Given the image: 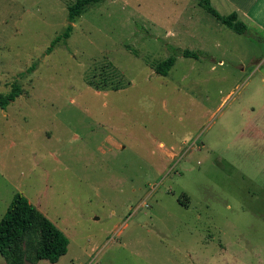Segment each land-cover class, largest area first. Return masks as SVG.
I'll return each instance as SVG.
<instances>
[{
    "label": "rangeland",
    "instance_id": "obj_1",
    "mask_svg": "<svg viewBox=\"0 0 264 264\" xmlns=\"http://www.w3.org/2000/svg\"><path fill=\"white\" fill-rule=\"evenodd\" d=\"M71 1L0 0V93L23 88L0 108V221L21 192L65 233L36 264H264V29L199 0L70 22Z\"/></svg>",
    "mask_w": 264,
    "mask_h": 264
},
{
    "label": "trees",
    "instance_id": "obj_2",
    "mask_svg": "<svg viewBox=\"0 0 264 264\" xmlns=\"http://www.w3.org/2000/svg\"><path fill=\"white\" fill-rule=\"evenodd\" d=\"M102 0H72L68 5V19L74 22L81 15L86 6ZM200 6L214 15L219 21L237 33H246L248 27L240 19L237 12L220 14L212 5L211 0H199ZM69 24L65 30L57 35L49 50L61 41H66L72 32ZM185 56L197 57V52L183 50ZM176 57L171 55L158 62L155 71L163 76L169 74L175 64ZM29 68V72L34 69ZM23 88L18 83L12 84L7 93H0V108L5 109L20 94ZM69 239L65 233L55 225L42 211L33 205L21 192H16L8 209L0 221V254L7 264H36L37 261L47 259L56 263L68 252Z\"/></svg>",
    "mask_w": 264,
    "mask_h": 264
},
{
    "label": "crops",
    "instance_id": "obj_3",
    "mask_svg": "<svg viewBox=\"0 0 264 264\" xmlns=\"http://www.w3.org/2000/svg\"><path fill=\"white\" fill-rule=\"evenodd\" d=\"M211 3L220 14L237 12L247 26L264 29V0H211Z\"/></svg>",
    "mask_w": 264,
    "mask_h": 264
}]
</instances>
